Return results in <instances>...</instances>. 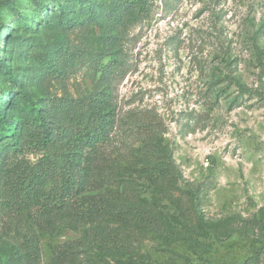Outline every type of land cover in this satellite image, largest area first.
Wrapping results in <instances>:
<instances>
[{
    "label": "rangeland",
    "instance_id": "1",
    "mask_svg": "<svg viewBox=\"0 0 264 264\" xmlns=\"http://www.w3.org/2000/svg\"><path fill=\"white\" fill-rule=\"evenodd\" d=\"M124 1L0 0V264H264V0ZM95 94L134 117L61 204Z\"/></svg>",
    "mask_w": 264,
    "mask_h": 264
},
{
    "label": "trees",
    "instance_id": "2",
    "mask_svg": "<svg viewBox=\"0 0 264 264\" xmlns=\"http://www.w3.org/2000/svg\"><path fill=\"white\" fill-rule=\"evenodd\" d=\"M145 0H125L123 2V19L128 14H140L144 9ZM112 66V65H111ZM102 75L111 72L112 69L110 65H104L98 68ZM8 92H4V95ZM88 117L87 121L80 125L79 129L76 130L72 136L69 138V142L72 145L71 152L66 155L65 158L61 160V166L56 169L52 167L50 161L44 166V172L47 175L54 176L57 175L59 178V184L57 188L52 192L50 197L55 199L56 202L61 204L66 203V200L74 192H80L85 189L86 185L91 176V171L96 168L95 161L98 159V154L100 152V147L106 141L109 140V135L112 132L120 129V125H123V133L126 129L130 128L129 121L134 115L127 114L123 117V122L117 118L113 108L107 109L102 105V100L97 96V94L90 97L88 100ZM157 128L156 124L148 123L146 133L149 136H153ZM47 133L50 129H45ZM159 151L163 155L154 167H157L156 173L158 172V165H164V147H159ZM150 159L144 160V162H149ZM133 164V163H132ZM165 170H160L159 174L164 175ZM55 178V179H57ZM108 192H123V189L109 190ZM48 209L52 206L47 205ZM124 210L127 214L132 217H137L142 212L140 209L133 206H125ZM96 214L99 217H114L116 214H112L109 208L106 207L104 211L98 212ZM119 216L123 218V208L120 209ZM68 259V246L65 248H59L54 254L52 259V264H65Z\"/></svg>",
    "mask_w": 264,
    "mask_h": 264
}]
</instances>
